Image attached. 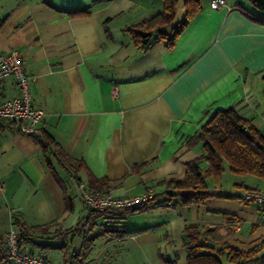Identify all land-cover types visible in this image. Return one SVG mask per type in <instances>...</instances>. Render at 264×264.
Listing matches in <instances>:
<instances>
[{
	"label": "crops",
	"instance_id": "0c3cea01",
	"mask_svg": "<svg viewBox=\"0 0 264 264\" xmlns=\"http://www.w3.org/2000/svg\"><path fill=\"white\" fill-rule=\"evenodd\" d=\"M213 1L202 0L173 47L155 37L145 48L127 28L162 11L163 0L0 1V53L16 50L27 61L33 104L45 111L38 130L83 162L60 161L21 133L19 122L0 120V254H7L5 237L16 226L13 213L51 231L89 218V237L100 236L88 246L87 264H166L161 253L188 264V225L201 229L202 243L225 264L227 246L264 245L261 206L240 197L247 188L264 191V178L239 175L226 163L218 182L208 179L214 196L204 202L185 205L165 195L168 182L183 180L187 163L204 156L196 134L216 110L235 107L264 130V6ZM78 9L87 12L71 13ZM17 93L13 77L2 82V98ZM90 175L106 178L104 191L118 196L152 189L160 198L137 212L90 216L78 187L90 186ZM119 220L136 231L129 239L103 234L105 223ZM71 237L57 242L70 250ZM73 239L79 251L85 238ZM65 260L64 254L60 264Z\"/></svg>",
	"mask_w": 264,
	"mask_h": 264
},
{
	"label": "trees",
	"instance_id": "16d2710c",
	"mask_svg": "<svg viewBox=\"0 0 264 264\" xmlns=\"http://www.w3.org/2000/svg\"><path fill=\"white\" fill-rule=\"evenodd\" d=\"M178 1L163 0L162 11L147 21L134 23L127 28L133 35L134 43L138 47H149L155 37L166 40L169 47H173L176 44L181 32L203 8L202 0H184L185 16L181 21L175 23ZM253 1L259 7L264 6V3L259 0ZM79 12L87 11L78 9L71 13ZM33 137L42 143L44 148L55 154L60 161L66 164L79 162L83 165L82 161L69 156L50 134L45 133L41 136ZM196 137L202 140L205 154L202 158L187 163L186 176L183 180H171L168 182L165 195L170 199L178 197L183 204L189 205L202 203L213 197L214 194L209 191L208 179L212 177L215 182H218L225 171L226 163L230 165L233 172L239 175H255L264 178V130L255 125L253 119L243 117L235 107L216 110L196 134ZM203 160L209 164L206 170L202 167ZM107 183L108 180L106 178L98 179L90 175V186L93 188L104 190ZM247 190L251 189L247 188L245 192ZM245 192L240 197L247 201ZM158 198H160V195L155 196L147 203L134 208L124 209V211L126 213L140 211ZM88 210L90 216H94V212L89 208ZM115 216H117V219H121L118 215ZM98 217L105 218L108 215L101 214L97 215ZM88 220L89 218L85 221H79L72 229L67 231H51L52 225L50 224L43 226L32 225L25 221L21 214L13 213V223L18 228V243L21 246L26 248V245H34L44 251L48 250V248L63 249L66 257L65 261L67 262L65 264H79L81 256L87 257L88 246L100 236V234H93L89 237L95 223L90 224L85 244L79 251L75 249L74 245H70V249L72 247V251H70L64 244H52L53 242L50 241L40 242L38 239L50 240L56 238L62 240L69 234H72L74 238L82 233L83 227L88 223ZM135 232L129 230L120 220L117 225L107 222L103 226V234H110L123 240L129 239ZM202 237L203 233L198 226H186L184 246L188 250L187 263L225 264L218 254L210 251V247L202 243ZM225 248L228 252L226 257L228 264H264V253L260 254L264 245L254 247L249 251H240L228 246ZM29 251L34 252L33 248ZM40 253V255L46 257L43 254L45 252ZM161 257L166 264H177V259H168L162 253ZM0 261L12 264L8 258V250L7 254H0Z\"/></svg>",
	"mask_w": 264,
	"mask_h": 264
},
{
	"label": "built area",
	"instance_id": "2783aa9c",
	"mask_svg": "<svg viewBox=\"0 0 264 264\" xmlns=\"http://www.w3.org/2000/svg\"><path fill=\"white\" fill-rule=\"evenodd\" d=\"M227 5L226 0H214L213 6L220 7ZM27 61L16 50H9L0 53V120L7 119L19 122V131L29 136H40L41 132L37 124L43 118L45 111L35 106L32 101L31 84L32 78L26 69ZM13 77L16 82L18 93L15 96L2 98V82ZM118 88L114 89V95L118 96ZM79 192L84 204L94 212V216L105 214L112 215L114 211L134 208L147 203L155 197V192L149 189L143 193L118 196L111 192L96 189L78 183ZM4 192L0 184V194ZM245 199L261 206V219L264 224V191L251 189L245 192ZM91 221L82 230V235L87 238ZM8 250V258L12 264H55L51 259L40 254L29 251L18 243V228L12 226L5 237ZM86 260L80 257L79 264H85Z\"/></svg>",
	"mask_w": 264,
	"mask_h": 264
},
{
	"label": "rangeland",
	"instance_id": "374dc122",
	"mask_svg": "<svg viewBox=\"0 0 264 264\" xmlns=\"http://www.w3.org/2000/svg\"><path fill=\"white\" fill-rule=\"evenodd\" d=\"M0 1H2V0H0ZM7 1V0H6ZM8 2H12V0H8ZM13 2H15V1H13ZM181 4H182V1L180 2V6H181ZM179 5H178V8H179ZM0 8H1V6H0ZM179 10V9H178ZM185 14V13H184ZM181 15V13L179 12L178 14H177V16H176V19H175V23L176 22H178V21H181L183 18H184V16L185 15ZM83 234V233H82ZM56 238H52V239H50L49 241L50 242H53L52 244H58L57 243V241H58V239L57 240H55ZM54 240V241H53ZM72 240V241H71ZM70 245H74L75 246V244H74V240H73V235H72V237H71V239H70ZM33 247H35L34 245H32V248ZM35 249V248H34ZM37 252H45L46 254H48V255H50L51 257H52V261H54V262H56L57 264L59 263H62L63 262V260H64V250L63 249H59V248H48V250H46V251H44V250H42L41 248H39L38 247V249L36 250ZM70 251H72V247H71V249H70ZM85 260H86V258H85ZM87 261V260H86ZM0 264H6V263H4V262H2V261H0ZM85 264H87V263H85ZM139 264V263H138Z\"/></svg>",
	"mask_w": 264,
	"mask_h": 264
}]
</instances>
